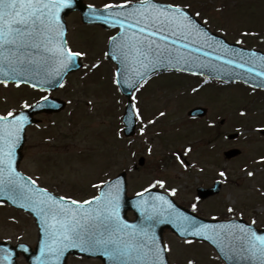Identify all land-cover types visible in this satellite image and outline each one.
I'll return each instance as SVG.
<instances>
[{"label": "snow or ice", "instance_id": "6c2138e0", "mask_svg": "<svg viewBox=\"0 0 264 264\" xmlns=\"http://www.w3.org/2000/svg\"><path fill=\"white\" fill-rule=\"evenodd\" d=\"M75 7L76 0H0V86L28 87L42 94L35 103L24 99L0 112V207L10 203L34 214L40 236L35 264H69L73 258L77 264L97 260L103 264H172L173 246L157 233L161 225H170L187 248L208 242L217 250L215 258L226 264H264V232L258 227L264 208L255 209L250 222H245L244 208L233 202L225 206L226 222L203 223L196 215L199 195L191 203L189 214L173 200L180 188L169 186L165 178L154 177L133 195L131 206L139 221L132 223L123 214L127 175L113 174L111 166L103 170L99 182L91 183L96 194L85 199L57 195L49 187L41 186L40 175H25L18 170V149L28 143L30 128H40V123L33 124L31 112L62 110L53 92L67 87L71 73L82 70L81 79H87L102 68L105 60L114 62L111 84L115 89L131 90L125 115L121 117L123 127L115 132L119 141L124 140L123 133L129 129L144 138L150 127L167 119V109H157L146 118L151 105L142 106L141 99L150 81L162 71L202 78L201 84L190 87L192 94L199 93L213 80H222L224 84L253 81V91L264 89V55L245 48L248 38L264 42V32L240 29L235 40L239 47L232 46L226 39L231 21L220 26L218 36L211 29L203 5L192 11V4L176 0H124L105 3L103 9L89 4L84 19L118 30L109 37L110 47L102 58L90 64L83 62L89 51L71 46L63 19L65 10ZM215 11L223 14L224 7H216ZM4 103H8L7 98ZM66 103L71 105L73 101ZM86 103L90 110H95L93 100ZM237 115L245 118L249 112L238 109ZM207 127L215 129L217 124L210 120ZM251 131L264 136V125L253 126ZM236 132L240 133V129ZM221 135L227 144L231 134ZM134 143L129 139L125 145L129 161L123 165L125 173L139 170L135 164L138 154L132 150ZM145 151L152 155L154 148L148 146ZM193 153L191 144L182 145L172 149L170 157L175 166L187 173L196 168L188 159ZM122 160L113 163L120 164ZM253 162L264 165V155ZM242 170L249 179L257 175L246 167ZM198 171L203 174L205 168L201 166ZM216 175V183H228L227 168L218 169ZM12 223L18 221L13 218ZM17 246L22 253L29 252L26 245ZM16 255L7 248L0 249V264H14ZM186 264L197 261L190 257Z\"/></svg>", "mask_w": 264, "mask_h": 264}, {"label": "rangeland", "instance_id": "374dc122", "mask_svg": "<svg viewBox=\"0 0 264 264\" xmlns=\"http://www.w3.org/2000/svg\"><path fill=\"white\" fill-rule=\"evenodd\" d=\"M176 1L190 3L195 10L206 5L213 11L209 12L204 7L205 15L210 17L213 26L217 24L213 21L226 23L230 20L231 24L238 26L264 28V0ZM219 6L224 7V12L218 15L215 9ZM80 29L96 51L100 53L105 51L109 33L95 27ZM87 48L93 51L91 47ZM113 71V66L104 61L102 68L88 77V81L94 84L83 85L91 89L88 91L93 97L91 100L95 104L94 111L87 107V103L81 107V111L79 106V111L72 110L71 119L75 122H72L71 127L70 122L64 120L69 119V113L56 116L55 118L62 122L51 124L53 135L30 129L26 146L27 157L23 167L34 177L40 175L41 184L58 191L59 194L72 197H78L79 194L80 198L90 196L95 191L91 188V183L99 182L105 168L111 166L113 174L120 173L124 171L123 165L129 163L128 149L125 147L127 141L125 139L119 141L115 138V132L120 127L118 118L120 119L122 111L121 103L118 104L116 101L122 102V97L111 84ZM202 82L201 78L186 74L163 73L154 77L147 86L142 98V106L150 104L151 109L145 113L146 118L157 109H167L169 115L155 127H150L146 137L140 138L137 134L132 139L135 142L132 150L138 154L135 158L136 167L140 158H144L145 165L138 168V171L130 173V193L142 190L154 177L165 178L169 186L180 188L181 191L175 199L181 205L188 207L196 195V189L200 186L212 185L219 179L216 175L217 170L227 168L228 183L223 184L216 198L200 202L198 212L205 217L214 215L225 218V206L234 202L238 207L244 208L243 218L250 222L254 210L264 208V195H261V192H264V165L253 162L254 159L264 155V136L251 131V128L257 124L264 125V92L253 91L241 84L223 86L218 82H211L199 93L192 94L190 87ZM77 83L80 81L75 82V85ZM93 90L97 91V95L96 92L93 94ZM2 92L5 94V91H0ZM198 105L207 107L209 109L207 118L210 119L211 116V120L217 124L215 128L217 130H211L208 137L202 125L186 120L189 119L187 110ZM2 108L0 107V110ZM238 109H246L249 115L245 118L239 117ZM223 119L227 120L224 126L220 125ZM252 122L256 124H251ZM237 128L243 132L241 138L225 144L221 134L235 133ZM156 133L161 135L156 136ZM44 135L51 136L55 140L51 139L48 146H43L39 140ZM188 144L194 148V153L188 159L196 165V168H191L185 173L175 166L173 161L169 165L163 163L164 158L170 157L172 149ZM148 146L154 148L152 155H148L145 151ZM233 148L240 149L242 154L228 161L223 157V152ZM121 158L123 160L120 164L113 163L114 160ZM201 166L205 168L203 174L198 171ZM245 167L257 173L254 179L246 176L242 170ZM9 215L11 214L8 212L0 211V240L5 238L14 242L21 240L34 245L37 240V229L33 221L28 217L25 219L19 216L18 223H12L11 220L8 222L5 216ZM258 226H264V212L258 217ZM169 235H166V239L174 249L171 257L173 264H186L190 257L195 258L197 264H222L207 245L197 244L195 247L187 248ZM69 264H77V262L72 259ZM85 264H96V262H85Z\"/></svg>", "mask_w": 264, "mask_h": 264}, {"label": "water", "instance_id": "95a60500", "mask_svg": "<svg viewBox=\"0 0 264 264\" xmlns=\"http://www.w3.org/2000/svg\"><path fill=\"white\" fill-rule=\"evenodd\" d=\"M80 8L81 12H82V15L83 17L88 13V10L86 9L85 5L82 4V2L80 0H76V7L75 8ZM74 8V9H75ZM72 11V9H69V10H66V12L64 13L65 16H67L70 12ZM251 84L255 83L253 81H249ZM248 82V83H249ZM191 116H195V117H202L205 115V110L204 109H201V108H197V109H194L192 112H190ZM135 131H132L131 129H129L127 131V135L128 136H132L134 134ZM228 153H231L230 155L226 154V157L228 159H231L237 155L240 154V152L238 150H233V151H230ZM214 191V190H213ZM213 191H210V192H205V191H202L201 190V193H205L203 194V197H207L209 195H211L212 193H215ZM132 199H125V206L127 209H132ZM33 214V213H31ZM34 215V214H33ZM138 216V214H137ZM139 219V218H138ZM139 221V220H138ZM204 223V222H203ZM206 223H209V222H206ZM166 228H170L174 231V229L170 226V225H161L158 229H157V233L161 236V234L163 233V231L166 229ZM216 249V248H215Z\"/></svg>", "mask_w": 264, "mask_h": 264}]
</instances>
